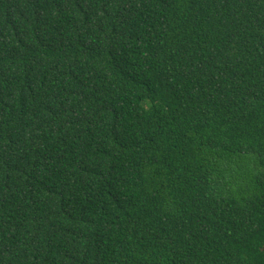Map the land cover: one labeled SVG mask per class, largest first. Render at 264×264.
Segmentation results:
<instances>
[{
	"label": "trees",
	"instance_id": "16d2710c",
	"mask_svg": "<svg viewBox=\"0 0 264 264\" xmlns=\"http://www.w3.org/2000/svg\"><path fill=\"white\" fill-rule=\"evenodd\" d=\"M0 264H264V0H0Z\"/></svg>",
	"mask_w": 264,
	"mask_h": 264
}]
</instances>
